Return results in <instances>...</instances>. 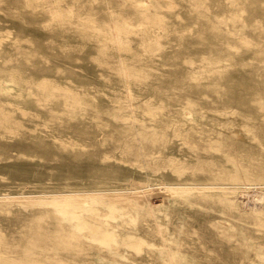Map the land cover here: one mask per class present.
<instances>
[{
	"label": "rangeland",
	"instance_id": "obj_1",
	"mask_svg": "<svg viewBox=\"0 0 264 264\" xmlns=\"http://www.w3.org/2000/svg\"><path fill=\"white\" fill-rule=\"evenodd\" d=\"M147 1L137 12L130 0H0V88L8 73L21 78L0 91L12 118L0 129V264H105L97 254L173 264L184 252L190 264H264V182L244 174L264 169V0ZM123 15L153 19L128 32V48L104 37ZM100 20L102 32L86 24ZM124 66L141 77L125 78ZM41 80L83 103L45 97ZM184 183L189 195L168 194ZM135 188L146 208L125 229L145 243L120 245L121 255L72 236L57 206L35 203L71 191L116 201Z\"/></svg>",
	"mask_w": 264,
	"mask_h": 264
},
{
	"label": "bare ground",
	"instance_id": "obj_2",
	"mask_svg": "<svg viewBox=\"0 0 264 264\" xmlns=\"http://www.w3.org/2000/svg\"><path fill=\"white\" fill-rule=\"evenodd\" d=\"M234 1L237 4H239V6H240L241 3H244L247 0H234ZM130 6L132 7V9H134V11L138 12V11H140V9H142V10L148 9L149 4H148L147 0H130ZM195 6L197 8H199V7H202L203 4L198 3ZM259 6H261V8L264 11V3L262 5H259ZM238 10H236L233 13V15L237 16ZM51 13H52V16L54 19L60 17V13L55 11V10H52ZM110 14L121 15L120 12H116V11H111ZM119 17H118V19L115 18L112 20L113 32L111 34L105 33L104 37L109 38V39H113L116 42V44L118 45V47H120V48L121 47L122 48H128L129 47V45L125 41L126 38L128 37L129 31L134 32V28L136 26H138V30L141 33H145L146 32L145 27L150 26L152 24V20H153V19L147 18L146 16L133 18L132 16L130 17V16L123 15L120 18ZM220 19H221L220 21H223V18H220ZM84 21L85 20H83V22ZM100 21L102 23H101V25L99 24L98 26H93V25H90L88 23H86V24L92 30H97V31L102 32V31H104V29H106L108 27V25L106 24L108 22L105 20H100ZM121 22H123V23H121ZM124 23L131 24V25L134 24V27L128 28V26L124 25ZM260 27L261 26L258 24H250L249 26H247V28L250 30V33H253V34ZM145 40L146 39L143 38L142 43H140V44L145 45V47L147 49H151V45H154V43L155 44L157 43L156 39H154L152 42H149V43H146ZM245 40L250 41L249 38H245ZM202 71H203V68L199 69L198 71H193L191 76H198L199 74L202 73ZM8 74H9L10 82L11 81L17 82V80L21 79V78H19V75H16L17 73H8ZM120 74L123 75L125 78L130 79V80H137V79H139V77H141L140 74L133 72V70L127 66L122 67ZM10 82L4 83L2 88H0V91H3L5 94L12 93V91H11L12 86L10 84H8ZM40 85H41V89L43 91V94H45V97H52L56 93H59L60 95H62L64 97L65 104H67V105H70V104L79 105V104L83 103L80 95H78V93L75 92L74 90H72L71 88L60 87V86L54 85V84L51 85V84L47 83L45 80H41ZM125 87H126V90L129 92V81H127V80L125 83ZM127 96H128L127 98L132 100L131 96H129L128 94H127ZM35 100L39 101L40 98L36 97ZM187 102H189V101H187ZM257 102L259 105H264V101L258 100ZM129 104H131V103L129 102ZM20 111L22 113L25 112V110L22 108H20ZM133 112L134 111L132 110L131 114H133ZM11 121H12L11 115L8 112H6L4 110V108L2 107V105L0 104V129L2 131L10 132L11 131V128H10ZM243 131L245 133H249V134H253V132H254V131H252L250 126H246V125L243 126ZM177 133H178V131H177ZM191 147H193V146H191ZM244 174L246 175V178L249 180H256L258 183L264 182V169L258 171L255 169L247 168V169H244ZM234 179H235V177H234ZM168 185H170V184H168ZM227 185H225V186H227ZM221 186H223V185H221ZM192 187H194V186L184 183V184H180L177 187L168 189L167 191H168V194L178 193L180 195H186V194L189 195V193L192 191V190L190 191V189ZM72 192L73 191H71V194H68V195L65 194L63 196H60L61 195L60 194L59 196L44 198V199H40L38 201L36 200L35 203H38V204L44 203V204L51 205V206H57L58 210H59V214L61 215V217L68 222L69 230H70V233L72 236H81V235L82 236H85V235L89 236L94 243H96L101 248H105L110 253H113V254L118 253L119 255H121L122 254L121 251H120V253L118 251L120 245L121 246H123V245L128 246V248L132 247L133 249H139L142 246V244L145 243V242H143L144 239H143V241L141 240L142 237L140 239V237L138 235L133 234V233H129V231H127L125 229L126 228L125 224L127 225L128 223L134 221V216L137 215V213L139 212V209H141V207L143 205L145 206V207L143 206V208H146V204H144V200L142 198V193H143L142 190L135 188V190L132 191L133 194H131V195L129 193L127 194V193H123V192H116V193H118L117 194L118 197H117L116 201H114V200L109 201V200L103 199L100 197V194H96V193H94L95 195H91V196H82L78 193H72ZM88 192H89V190H88ZM259 193L257 195H259ZM55 194H57V192ZM190 195H192V194H190ZM177 197H178V195H177ZM179 197H181V196H179ZM133 199L135 200L136 203L140 204V207L137 206L136 204H133V201H132ZM189 201H190V197H189ZM159 205H161V203ZM148 208H149V206H148ZM157 210H158V208H157ZM159 212H160V210H159ZM154 223H155V220H154ZM132 225H134V224H132ZM215 226H217V225H215ZM223 226H226V225H223ZM164 229H165V226H164ZM172 235H173V233H172ZM173 237H171V238H173ZM169 239L168 240L166 239V240L169 241ZM176 242H177V240H176ZM164 247L161 248L162 250H160V249H159L160 251L158 250L159 253L164 252ZM141 252H142V250H141ZM184 253H186V252H184ZM184 253H180V255L174 254V256L178 257L177 258L178 260H176V257H175L176 262L173 264H190L191 262H187V260H185L184 257H182V255H185ZM170 254H169V256H170ZM185 256H188V255H185ZM166 257H164V258L166 259ZM191 258H192V256H191ZM96 259L99 262H102L105 264L111 263L110 260H107L104 256H102L100 254H97ZM193 260H194V258H193ZM163 261H165V260H163ZM170 262H171V260H170ZM170 262H169V264H170ZM172 262H174V261H172ZM172 262H171V264H172Z\"/></svg>",
	"mask_w": 264,
	"mask_h": 264
}]
</instances>
